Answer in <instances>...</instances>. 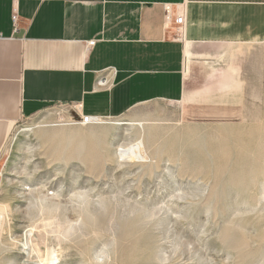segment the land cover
<instances>
[{"label":"rangeland","instance_id":"374dc122","mask_svg":"<svg viewBox=\"0 0 264 264\" xmlns=\"http://www.w3.org/2000/svg\"><path fill=\"white\" fill-rule=\"evenodd\" d=\"M186 77L179 102L99 125L59 108L12 125L0 264H264V40L201 46ZM140 140L144 160L120 157Z\"/></svg>","mask_w":264,"mask_h":264},{"label":"crops","instance_id":"0c3cea01","mask_svg":"<svg viewBox=\"0 0 264 264\" xmlns=\"http://www.w3.org/2000/svg\"><path fill=\"white\" fill-rule=\"evenodd\" d=\"M167 6L186 9L184 41ZM258 40L264 0H0V155L13 124L46 110L120 119L179 102L191 51Z\"/></svg>","mask_w":264,"mask_h":264},{"label":"built area","instance_id":"2783aa9c","mask_svg":"<svg viewBox=\"0 0 264 264\" xmlns=\"http://www.w3.org/2000/svg\"><path fill=\"white\" fill-rule=\"evenodd\" d=\"M165 18L168 26H174L176 36L178 40L184 41L186 38V9L184 6L178 7L174 10L171 6H167L165 9ZM19 19L18 10L15 8L12 21L17 30ZM95 41L89 42L88 48H92L95 45ZM101 85H106L105 82H100ZM75 110L74 125L76 126H93L99 125L109 120L110 118L98 117V116H85L81 113V105L72 106Z\"/></svg>","mask_w":264,"mask_h":264},{"label":"bare ground","instance_id":"6f19581e","mask_svg":"<svg viewBox=\"0 0 264 264\" xmlns=\"http://www.w3.org/2000/svg\"><path fill=\"white\" fill-rule=\"evenodd\" d=\"M120 157L121 158H125V159H129V160H133V159H136V158L144 160V145H143V141L140 140L138 143H136L135 145H132L128 149H121L120 150ZM24 190L29 192L27 194H32L33 195V191H32V188L30 186H24ZM36 191H38V190H36ZM45 198H46V196H45ZM7 211H8V207L7 206L0 207V222L3 221L2 219L4 218V215H6L5 213ZM6 217H7V215H6ZM30 229L31 230H29V231H27L25 233L24 238H25L26 242H24V244H23L24 248H22V250H23V253L30 252V255H31V250L30 249H33L32 241H33V238H34V230H32V228H30ZM28 233H31L29 237H28ZM56 261H57V259H56V257L54 255H47V257H46V259L44 261L34 262L32 260V264H55Z\"/></svg>","mask_w":264,"mask_h":264}]
</instances>
